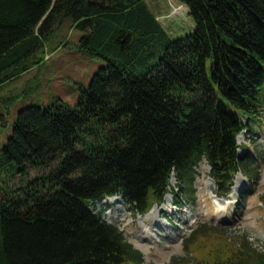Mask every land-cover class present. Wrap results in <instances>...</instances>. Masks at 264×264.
Returning a JSON list of instances; mask_svg holds the SVG:
<instances>
[{"label":"trees","instance_id":"1","mask_svg":"<svg viewBox=\"0 0 264 264\" xmlns=\"http://www.w3.org/2000/svg\"><path fill=\"white\" fill-rule=\"evenodd\" d=\"M180 1L194 26L173 37L145 0H0V83L64 16L104 60L74 103L17 109L0 147V177L20 179L0 193V264L139 263L96 200L120 194L144 213L174 174L181 205L202 158L220 196L246 172L238 133L253 138L264 117V0ZM226 255L212 264H264V248Z\"/></svg>","mask_w":264,"mask_h":264},{"label":"rangeland","instance_id":"2","mask_svg":"<svg viewBox=\"0 0 264 264\" xmlns=\"http://www.w3.org/2000/svg\"><path fill=\"white\" fill-rule=\"evenodd\" d=\"M145 2L171 36L193 28L188 8L180 0ZM80 34L72 18L64 16L54 24L26 69L0 83V147L11 132L19 107L61 99L74 103L79 83H88L104 62L79 46ZM254 130L253 138L245 131L238 134V141L246 146L239 152L243 156L248 151L245 156L253 158L245 173H236L228 196L216 194L209 164L202 158L192 181L195 196L183 197L181 205L174 201L171 187L176 189V178L172 174L171 187L162 202L153 203L147 212L134 211L120 194H113L108 202L96 200L93 208H100L103 217L117 224L141 250L142 261L136 264H212L218 253L222 258L230 251L241 255L258 252L264 248V117L255 121ZM35 173L30 169V175ZM8 181L0 177V193L5 183L16 187L20 179L15 176Z\"/></svg>","mask_w":264,"mask_h":264},{"label":"bare ground","instance_id":"3","mask_svg":"<svg viewBox=\"0 0 264 264\" xmlns=\"http://www.w3.org/2000/svg\"><path fill=\"white\" fill-rule=\"evenodd\" d=\"M234 187H235V185H234ZM235 188H236V187H235ZM165 195H166V194H165ZM111 197H112V196H109L108 198H110V200H111V199H112Z\"/></svg>","mask_w":264,"mask_h":264}]
</instances>
